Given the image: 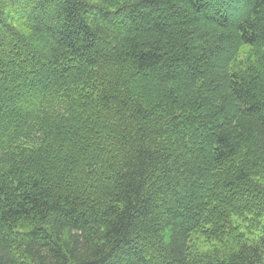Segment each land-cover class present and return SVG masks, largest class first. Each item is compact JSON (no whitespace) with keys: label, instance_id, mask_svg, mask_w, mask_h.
Segmentation results:
<instances>
[{"label":"trees","instance_id":"1","mask_svg":"<svg viewBox=\"0 0 264 264\" xmlns=\"http://www.w3.org/2000/svg\"><path fill=\"white\" fill-rule=\"evenodd\" d=\"M0 264H264V0H0Z\"/></svg>","mask_w":264,"mask_h":264}]
</instances>
